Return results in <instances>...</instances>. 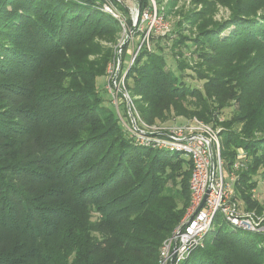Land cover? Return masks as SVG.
Returning a JSON list of instances; mask_svg holds the SVG:
<instances>
[{"label":"trees","instance_id":"1","mask_svg":"<svg viewBox=\"0 0 264 264\" xmlns=\"http://www.w3.org/2000/svg\"><path fill=\"white\" fill-rule=\"evenodd\" d=\"M220 1L233 7L232 18L204 24L193 45L177 32L151 35L153 47L144 42L129 69L125 46L120 76L128 69L127 88L149 123L173 109L187 115L180 102L193 97L202 106L195 114L211 124L235 102L221 155L231 172L239 150L246 153L235 195L243 210L262 213L254 190L264 168V0ZM139 2L140 15L153 9L151 0ZM139 28L140 19L135 35L144 38ZM121 33L95 0H0V264H159L185 216L189 159L134 147L99 91L115 59L101 42ZM187 69L202 89L186 84ZM221 220L182 264H264V237Z\"/></svg>","mask_w":264,"mask_h":264},{"label":"built area","instance_id":"2","mask_svg":"<svg viewBox=\"0 0 264 264\" xmlns=\"http://www.w3.org/2000/svg\"><path fill=\"white\" fill-rule=\"evenodd\" d=\"M125 1L138 0H95V5L105 13L117 17L120 14L118 5ZM129 11L134 26L137 27L139 19L140 27L143 23L153 24L160 19L161 29L157 36L164 37L171 33V28L167 23L164 24L163 21L166 20L158 13L157 8L146 9L139 16L138 9L135 12L129 8ZM151 30L145 34L138 51L144 42L150 47V37L154 35ZM117 109L119 117L121 112L118 106ZM119 120L134 147L163 151L180 157L186 155L192 165L190 206L171 237L163 243L159 264H182L194 251L204 248L207 236L213 231L218 217L233 227L264 237V213L259 215L255 211L243 210L235 195L238 172L244 167L247 157L243 150H239V160L229 172L221 156V138L211 125L192 120L181 125L149 127L138 117L136 120L132 117L131 120L123 117Z\"/></svg>","mask_w":264,"mask_h":264},{"label":"rangeland","instance_id":"3","mask_svg":"<svg viewBox=\"0 0 264 264\" xmlns=\"http://www.w3.org/2000/svg\"><path fill=\"white\" fill-rule=\"evenodd\" d=\"M158 1L160 3L157 2V0H151L152 2L151 5L153 9L157 8L158 10V8H162L163 10H165L168 19L164 18L165 20H167V22L163 21L164 24L167 23L169 25L173 35L181 34L182 37L188 39L189 40L188 45H191L193 41L199 37L198 35L202 30L201 27H203L204 24L205 26L214 25L211 23L223 22L225 20H229L233 16V7H231L230 5L228 6L226 2L223 3V1L221 2L220 0H158ZM122 5L125 6V8H127L128 10L129 8L134 11L135 9H138V3L136 1L135 2L125 1V3H123ZM129 14L120 10V14H118L117 17L114 16L116 19L120 21L122 26V33L120 34V39L118 40V42L112 43L106 40L101 42L103 47L111 48L115 59L109 64L107 75L98 79V88L99 91L104 96L105 100L109 102L111 108L113 109L115 108L117 113H118L117 106L119 107V111L121 112L120 113L121 115H119L118 118L120 119L123 117L124 119L131 120L132 117L136 120L138 117V119L142 120L149 127L158 126V125H163V126L181 125L192 120H198L199 122H202L206 125L213 126L218 131L219 136L221 138V134L224 131L223 124L229 121L234 116V113L237 110V104L235 102H231L229 104L230 106L226 109H223L221 112L219 110L214 112V114H212L213 121L211 122V124H207L206 122H204L207 121L206 118H199V116L195 114L196 112L202 111L201 110L202 106L199 105L201 100L195 99L193 97L188 98L185 102L184 101L180 102L181 105L183 104L188 110L191 111V112L189 111V113L185 116H178L173 109L168 114L167 113L164 114L162 118L156 119L153 123H149L144 119L139 108L143 107L145 104L143 103L137 104V101H139L140 98L134 99V97L130 94L125 81L128 69L134 63L135 61L134 58L136 59L137 52H139L138 48L140 44H142L144 39L142 35H138V36L135 35L136 26L133 33L129 35L132 28V27L129 28L127 26V20L130 18L132 19V15L130 11ZM202 14L208 15L205 20L206 21L205 23H200L199 21V19L203 17ZM160 21H161L160 19H157V21L153 23L154 25L152 23L149 24L143 23L142 26L139 28V31L141 33H147L149 32V30L152 29L151 31L154 34L153 36L156 37L157 33L161 29ZM128 44H130V46L124 63L125 69L127 67L128 69L127 72L124 74V76L121 77L120 72L122 65V51L124 47L127 46ZM160 44L165 48V50L170 49L171 43L169 41H161ZM153 45L154 43L150 44L151 47H153ZM191 47L193 49L196 48L193 46ZM166 53H167L168 63L170 65H173V67H176L175 61L173 60V57L170 54L171 52L167 51ZM187 58L189 59L190 57L187 56ZM189 61H190L189 64L193 65L198 60L197 58L194 57V60L190 58ZM196 66L197 65H195L194 67L196 68ZM184 81L190 87L199 88V89H202L204 82L198 79V76L196 74V71H194V69H187L185 71ZM211 101H213V99ZM208 107L209 108L213 107L212 108L213 110H217L214 107V104L213 105L209 104ZM191 113H193V115ZM221 144H222V138H221ZM139 149H146V148H139ZM182 158L188 161L186 155H183ZM255 179L258 182V187L256 190H254L255 199H257L262 204H264V168H262L259 171L258 176ZM263 213L264 212L258 214L262 215ZM220 222L224 224L226 227L233 229L238 233L241 234L249 233L241 228L231 226L227 221L221 220ZM215 227H218L217 222L214 225L213 229ZM196 253L197 251L193 253V256H195Z\"/></svg>","mask_w":264,"mask_h":264},{"label":"water","instance_id":"4","mask_svg":"<svg viewBox=\"0 0 264 264\" xmlns=\"http://www.w3.org/2000/svg\"><path fill=\"white\" fill-rule=\"evenodd\" d=\"M139 14H140V2H139V5H138V14L137 15L139 16ZM134 30H135V26L133 25L132 28H131V31H130L129 35H131Z\"/></svg>","mask_w":264,"mask_h":264}]
</instances>
